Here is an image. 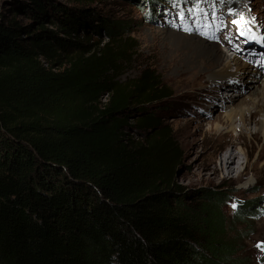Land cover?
Returning <instances> with one entry per match:
<instances>
[{"label":"trees","instance_id":"obj_1","mask_svg":"<svg viewBox=\"0 0 264 264\" xmlns=\"http://www.w3.org/2000/svg\"><path fill=\"white\" fill-rule=\"evenodd\" d=\"M30 4L33 23L0 22V264H244L223 241V194L186 205L182 150L153 111L170 97L161 77L148 67L120 80L123 29ZM103 34L108 43L92 42Z\"/></svg>","mask_w":264,"mask_h":264},{"label":"rangeland","instance_id":"obj_2","mask_svg":"<svg viewBox=\"0 0 264 264\" xmlns=\"http://www.w3.org/2000/svg\"><path fill=\"white\" fill-rule=\"evenodd\" d=\"M47 1L50 3V0ZM52 2L73 10L93 11L100 19L109 20L123 29L120 32L122 41L127 42L129 48L122 63L123 75L120 80L129 82L137 79L146 68L152 67L167 88L165 94L170 95L162 106L153 111L163 119V123L172 128L173 136L182 150L183 157L178 165L176 182L188 195L186 205H196L207 190L222 193V212L232 221L222 240L227 243L237 242L236 251L244 264H264V168H259L258 179L250 172L240 176L244 171L242 167L237 170L239 173L234 171L228 179H223L219 174L213 182L208 180L211 171H205V168L211 160L219 165L218 160L225 151L242 150L243 147H233L235 133L223 142L206 136L208 132L215 133V119L224 114V103L221 98L212 99L214 95L192 97L194 89L182 88L179 76V69L184 62L191 60L193 52L192 46L187 43V36H197L210 43L228 44L227 41L238 36L246 19L258 22L264 32V0H161L159 7L146 4L142 5V9L141 5L128 0H94L84 4L80 0ZM201 4V8L197 9L196 6ZM28 6H31L30 0H0V22L8 25L14 19L21 25L33 23L31 14L21 10L23 7L29 10ZM186 17L193 18L188 22ZM234 20L239 23H233ZM94 23L101 22L98 20ZM50 28L56 30L54 26ZM91 37L92 42H109L105 34ZM220 52L224 51L220 48ZM249 70L253 72L255 69ZM251 76H255V73H251ZM259 79L264 81V77ZM234 88L232 86L231 89L229 85L222 90ZM185 92L188 94L182 96ZM251 92H245L236 105L250 104ZM134 119L130 122L133 127ZM252 130L256 131L254 127ZM130 132L139 139L145 137V132L136 128L130 129ZM253 186L255 188L249 189ZM233 203L237 205L235 209ZM249 203L257 204L249 217L233 216L239 207H249Z\"/></svg>","mask_w":264,"mask_h":264},{"label":"bare ground","instance_id":"obj_3","mask_svg":"<svg viewBox=\"0 0 264 264\" xmlns=\"http://www.w3.org/2000/svg\"><path fill=\"white\" fill-rule=\"evenodd\" d=\"M186 40L192 46L193 52L191 60L189 58L190 61L184 62L179 69L181 87L194 89L192 97L214 95L212 99L221 98L225 107L224 114L218 115L215 119L217 122L215 133L208 132L206 136L223 142L235 133L233 147H243L242 150L225 151L218 160L219 165L215 160H211L205 168V171H211L208 180L213 182L219 174L223 179L232 177L235 165H238L239 170L244 168L240 176L250 172L258 179L259 168H264V81L259 79L263 74L255 70L250 71L249 69L253 67L247 63L242 64L239 58L229 59L227 54L220 52L218 43L205 42L202 38L192 35L187 36ZM251 73H255V76L252 77ZM237 84L239 86H236ZM229 85L231 89L232 86L235 88L229 91L222 90ZM249 90H252L250 104L236 105ZM186 94L188 93L181 95ZM258 115L260 118H257ZM253 127L256 131L252 130ZM253 188L255 187L249 189Z\"/></svg>","mask_w":264,"mask_h":264},{"label":"snow or ice","instance_id":"obj_4","mask_svg":"<svg viewBox=\"0 0 264 264\" xmlns=\"http://www.w3.org/2000/svg\"><path fill=\"white\" fill-rule=\"evenodd\" d=\"M233 23H237L238 24L239 22L234 20ZM232 207H233V209H235L237 207V205L235 203H233Z\"/></svg>","mask_w":264,"mask_h":264},{"label":"built area","instance_id":"obj_5","mask_svg":"<svg viewBox=\"0 0 264 264\" xmlns=\"http://www.w3.org/2000/svg\"><path fill=\"white\" fill-rule=\"evenodd\" d=\"M73 36H75V35H73Z\"/></svg>","mask_w":264,"mask_h":264}]
</instances>
